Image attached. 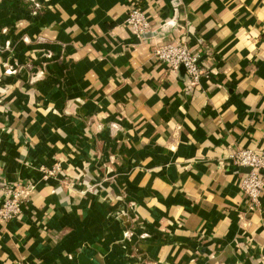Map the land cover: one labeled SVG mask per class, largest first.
<instances>
[{"label": "crops", "instance_id": "0c3cea01", "mask_svg": "<svg viewBox=\"0 0 264 264\" xmlns=\"http://www.w3.org/2000/svg\"><path fill=\"white\" fill-rule=\"evenodd\" d=\"M185 39L193 86L153 58ZM239 147L264 150V0H0V178L33 184L0 264H264Z\"/></svg>", "mask_w": 264, "mask_h": 264}, {"label": "built area", "instance_id": "2783aa9c", "mask_svg": "<svg viewBox=\"0 0 264 264\" xmlns=\"http://www.w3.org/2000/svg\"><path fill=\"white\" fill-rule=\"evenodd\" d=\"M177 8L178 4H174ZM126 22L135 30L138 36L152 31V23L146 17L141 5L131 8ZM173 21L164 22L162 25L172 24ZM168 26V25H167ZM196 43L202 48L203 40L196 38ZM201 52L193 50L187 39L180 42L155 43L153 58L156 62L175 69L184 66L187 74L188 86L197 84L200 78L209 74V70L201 63ZM7 72H11L8 68ZM232 162L236 166L247 167L243 173L241 189L247 201L249 210H256L260 206V198L264 187V150L256 151L248 147H239L231 154ZM54 169L47 170L53 174ZM33 187L31 182L23 185L14 184L0 178V218L11 220L16 218L21 211V204Z\"/></svg>", "mask_w": 264, "mask_h": 264}, {"label": "water", "instance_id": "95a60500", "mask_svg": "<svg viewBox=\"0 0 264 264\" xmlns=\"http://www.w3.org/2000/svg\"><path fill=\"white\" fill-rule=\"evenodd\" d=\"M246 168V170H249V168H247V167H245Z\"/></svg>", "mask_w": 264, "mask_h": 264}]
</instances>
